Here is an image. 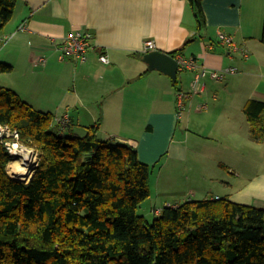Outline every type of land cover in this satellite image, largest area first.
<instances>
[{
  "label": "crops",
  "instance_id": "0c3cea01",
  "mask_svg": "<svg viewBox=\"0 0 264 264\" xmlns=\"http://www.w3.org/2000/svg\"><path fill=\"white\" fill-rule=\"evenodd\" d=\"M200 1L201 14L196 0H18L12 19L0 33L5 39L0 41V63L13 67L0 74L6 81L2 86L13 89L36 110L53 114L55 124L68 113L67 133L82 136L87 127L99 124L103 141L133 146L142 161L154 165L150 186L156 167L167 161L175 162L177 168L187 164L193 153L204 154L202 146L218 147L223 137L236 145L229 149L235 159L240 140L250 139L252 145L262 142L252 140L245 109L252 99L264 101V73L241 72L237 64L244 68L255 64L264 72L260 45H264V0ZM72 31L93 35L96 49L84 63L59 59L57 45ZM220 32L246 46L248 57L222 43ZM149 39L156 43L155 49L176 58L192 56L207 69L204 91L185 96L182 113L177 92H188L200 68L179 69L175 85L168 74L151 70L144 60ZM101 53H107L109 63L99 60ZM231 67L237 70L228 73L226 86L221 82L228 74L223 78L211 75ZM183 72L192 77L180 81ZM252 75L259 77L257 83L239 84L241 78ZM143 80L152 81L141 85ZM221 94L229 98H220ZM203 103L206 109H200ZM197 137H202L201 143ZM217 153L207 152V161H200L212 186H219L221 192L209 189L206 193L211 195L203 199L228 197L264 208L262 163L250 162L248 169L257 168L252 173H233L234 165ZM155 180L158 184L157 175ZM184 192V199L166 200L162 207L197 196L196 188Z\"/></svg>",
  "mask_w": 264,
  "mask_h": 264
},
{
  "label": "trees",
  "instance_id": "16d2710c",
  "mask_svg": "<svg viewBox=\"0 0 264 264\" xmlns=\"http://www.w3.org/2000/svg\"><path fill=\"white\" fill-rule=\"evenodd\" d=\"M17 1L0 0V33ZM12 69L0 63V74ZM245 110L252 139L263 141L264 101ZM53 119L0 88V124L41 153L25 182L8 173L13 157L0 144V264H264V208L189 200L149 221L138 209L151 195L154 165L133 146L100 139L99 124L79 136Z\"/></svg>",
  "mask_w": 264,
  "mask_h": 264
},
{
  "label": "rangeland",
  "instance_id": "374dc122",
  "mask_svg": "<svg viewBox=\"0 0 264 264\" xmlns=\"http://www.w3.org/2000/svg\"><path fill=\"white\" fill-rule=\"evenodd\" d=\"M94 42V38L92 39ZM255 44H257V42H254ZM95 44V42H94ZM96 45V44H95ZM262 46V48L264 47L263 44H260ZM264 55V49H262L261 51ZM241 58H243L241 56ZM245 59V58H243ZM246 60V59H245ZM238 68L240 69L241 72H256L258 73H264V72H260L259 70H257V65L255 64H250L248 67H243L240 64H237ZM231 74H228L221 82V84H225L228 83L227 79H230L229 76ZM233 75V74H232ZM5 76H11V75H5ZM192 76L190 75V73L188 72H183L179 74V80H183L184 82L186 80H189ZM5 77H0V88L3 87V82H6ZM208 79V78H207ZM227 80V81H226ZM152 81V80H149ZM147 80H143V82H141V85H148ZM179 81V82H180ZM259 81V77L256 76H245V78H241V81L239 84L241 83H245L247 82L248 84L254 82L257 83ZM158 84H160L161 82L158 81ZM183 82V83H184ZM263 87H264V81L262 82ZM190 89L191 90V85L189 84ZM188 90V91H189ZM220 98H229V96L227 95H223L221 94ZM211 101L209 102V105ZM43 109H47V108H43ZM83 108H81L80 110L82 111ZM86 110H84L85 112ZM252 138V137H251ZM197 143H201L202 141V137L201 138H195ZM253 140V139H252ZM255 141V140H253ZM21 144L23 145L24 148L26 149H30L32 150V154L34 156L33 162L31 164V170L35 171V166L38 165L39 160H40V149H38L35 146L32 145H28L26 143H23L20 139ZM250 139H242L238 142V146L240 148L239 150V154L235 157V159L233 158V154H230L229 149H235L234 144L229 143L226 140V137L221 138V143H216L218 144V147L215 145L214 148L212 147H207V145L205 144V146H202L204 154L202 155L200 153L196 154L193 153L192 157H190L189 162L186 164L185 162L182 164H179L178 168L174 165L175 162L173 161H167L168 163L160 165L159 167H156L154 173L152 174V185H151V195L145 200L143 201L140 205H139V209L138 212L139 214L145 216L149 221H152L154 219V215H156V212L153 211L156 208H162V205L165 203L166 200H177L179 198L184 199V195H185V189H190V188H196L197 189V196L194 195L193 197H189V199H186V201L189 200H200L203 199L204 196L207 195H211L209 193H206L207 191H209V189H213V191L216 192H221V188L218 186H212V184L210 183V176L206 175V172H203L202 170V162L200 161V159L204 160L205 162L207 161V152L208 154L213 153L215 150L216 152H218L216 155L219 156L221 159H227L228 163H231V165L233 164L234 167L233 173H236L237 171L241 172V173H252L255 169L250 170L248 169V167H250V162H261L262 163V169L264 170V141H262L261 143H256L255 145H252L253 143H249ZM223 143V145H222ZM213 144V143H210ZM224 146H226L224 148ZM255 146V147H254ZM200 148V147H199ZM259 157V158H257ZM15 157H13L14 159ZM200 161V162H199ZM9 164V163H8ZM34 164V166H33ZM258 165V163H257ZM191 166V167H190ZM8 167V165H7ZM33 167H35L33 169ZM161 170V172H160ZM8 171V170H7ZM158 172H160V174L158 175ZM9 173V172H8ZM10 174V173H9ZM33 175V174H32ZM157 175V178L159 180V183H157V181L155 180V177ZM213 175V174H211ZM12 176V175H11ZM25 182H28L29 179H19ZM155 180V182H154ZM226 193V192H225ZM188 198V197H187ZM191 198V199H190ZM182 201V200H181ZM181 203H184L181 202ZM166 205H171V206H177L174 205L173 203H168Z\"/></svg>",
  "mask_w": 264,
  "mask_h": 264
},
{
  "label": "built area",
  "instance_id": "2783aa9c",
  "mask_svg": "<svg viewBox=\"0 0 264 264\" xmlns=\"http://www.w3.org/2000/svg\"><path fill=\"white\" fill-rule=\"evenodd\" d=\"M21 28H25V26H21ZM219 39L222 43L226 46L231 47L234 51L241 50L245 57H248V48L245 46L237 45L233 38L223 32L219 33ZM93 35L88 32L83 31H72L69 32L66 36H64L63 41L58 43V50H59V59L60 60H69L73 59L76 62L84 63L89 59L90 53H92L96 49V45L93 42ZM0 41L3 42L5 39L0 38ZM156 48V43L154 40L149 39L145 42V51L153 50ZM179 62V69L183 68H192L196 70L193 75V79L191 81V90L189 92L178 91L177 92V105L179 108L180 113H182L183 109L185 108L184 103L182 100L185 96H194L198 93L204 91L206 84L205 78L207 76V69L205 66L199 65L198 60L192 56L186 57L184 55L177 56ZM99 60L102 63H109V57L107 53H101L99 55ZM236 67L226 68L221 72H212L211 75L216 78H223L227 73H234L236 72ZM207 103H203L200 105V109H206ZM60 124L61 131L70 126L71 117L68 113L64 114L63 116L58 118L57 121ZM0 144L6 147L12 157L18 156L17 153H13L10 151L13 145H17L19 148H24L20 142V134L17 130L13 129L8 124H0ZM34 166V164H33ZM36 167V166H35ZM33 167V169L35 168ZM153 211L156 214L161 212V208H156Z\"/></svg>",
  "mask_w": 264,
  "mask_h": 264
},
{
  "label": "water",
  "instance_id": "95a60500",
  "mask_svg": "<svg viewBox=\"0 0 264 264\" xmlns=\"http://www.w3.org/2000/svg\"><path fill=\"white\" fill-rule=\"evenodd\" d=\"M144 60L148 63L149 68L151 70L154 69L160 70L168 74L173 81L177 80L178 71H179V62L178 59L172 54L162 50L153 49L146 52V54L144 55ZM33 175L31 176L29 181L32 179Z\"/></svg>",
  "mask_w": 264,
  "mask_h": 264
},
{
  "label": "bare ground",
  "instance_id": "6f19581e",
  "mask_svg": "<svg viewBox=\"0 0 264 264\" xmlns=\"http://www.w3.org/2000/svg\"><path fill=\"white\" fill-rule=\"evenodd\" d=\"M16 146V152L18 156H16L13 160H11L8 164L7 170L15 178L18 179H30L33 171L31 170V164L33 162L34 156L32 154V150L26 148H19ZM17 166L19 168L25 169L23 172H19L16 170Z\"/></svg>",
  "mask_w": 264,
  "mask_h": 264
},
{
  "label": "clouds",
  "instance_id": "9594fccd",
  "mask_svg": "<svg viewBox=\"0 0 264 264\" xmlns=\"http://www.w3.org/2000/svg\"><path fill=\"white\" fill-rule=\"evenodd\" d=\"M10 151L13 152V153H15L16 152V146L13 145L12 148L10 149ZM16 170L19 171V172L25 171V169L19 168V166H17Z\"/></svg>",
  "mask_w": 264,
  "mask_h": 264
}]
</instances>
